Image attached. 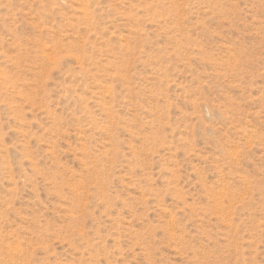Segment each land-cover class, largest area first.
<instances>
[{"label":"rangeland","instance_id":"rangeland-1","mask_svg":"<svg viewBox=\"0 0 264 264\" xmlns=\"http://www.w3.org/2000/svg\"><path fill=\"white\" fill-rule=\"evenodd\" d=\"M0 264H264V0H0Z\"/></svg>","mask_w":264,"mask_h":264}]
</instances>
